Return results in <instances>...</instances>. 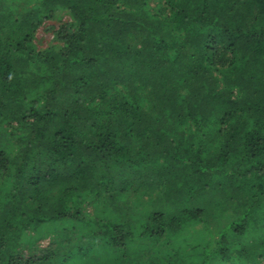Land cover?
Returning a JSON list of instances; mask_svg holds the SVG:
<instances>
[{"label":"trees","instance_id":"1","mask_svg":"<svg viewBox=\"0 0 264 264\" xmlns=\"http://www.w3.org/2000/svg\"><path fill=\"white\" fill-rule=\"evenodd\" d=\"M95 257L264 264V0H0V264Z\"/></svg>","mask_w":264,"mask_h":264},{"label":"rangeland","instance_id":"2","mask_svg":"<svg viewBox=\"0 0 264 264\" xmlns=\"http://www.w3.org/2000/svg\"><path fill=\"white\" fill-rule=\"evenodd\" d=\"M153 6H154V3L150 5V7H153ZM66 18L67 17L64 16V20ZM57 26L58 24L56 21L46 20L36 29L35 35H34V43H35L36 49L40 50L50 44V42L52 41V36H53V28ZM106 257L108 258L109 256L105 255V259ZM102 258L104 259V256ZM95 259L96 260L94 261L98 262L99 264L103 262L101 258L99 259L98 257H95Z\"/></svg>","mask_w":264,"mask_h":264}]
</instances>
